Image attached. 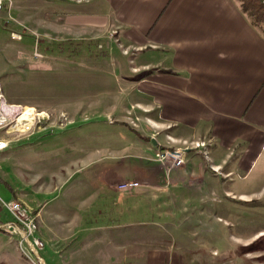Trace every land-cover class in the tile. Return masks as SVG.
I'll return each mask as SVG.
<instances>
[{
    "label": "rangeland",
    "instance_id": "1",
    "mask_svg": "<svg viewBox=\"0 0 264 264\" xmlns=\"http://www.w3.org/2000/svg\"><path fill=\"white\" fill-rule=\"evenodd\" d=\"M1 1L0 120L34 114L26 133L0 121L8 145L31 139L6 178L42 206L23 202L38 213L44 263L264 264V140L245 155L240 143L223 168L210 138L176 142L167 128L170 141L159 142L158 110L125 86L136 57L117 44H81L63 26L88 19V2ZM10 218L0 206V264H35L5 230Z\"/></svg>",
    "mask_w": 264,
    "mask_h": 264
},
{
    "label": "crops",
    "instance_id": "2",
    "mask_svg": "<svg viewBox=\"0 0 264 264\" xmlns=\"http://www.w3.org/2000/svg\"><path fill=\"white\" fill-rule=\"evenodd\" d=\"M77 2L82 4L83 0ZM85 2L90 4L92 15L63 26L72 29L73 38L78 36L75 40L81 44L84 40L117 44L136 57L137 64L130 70L134 78L129 77L125 86L135 88L143 97L140 104L144 108L158 110V119H153L158 134L169 128L178 133L170 136L176 142L210 138L211 147L216 145L213 151L220 159L219 168L238 145L244 144L241 154L245 155L253 143H262L264 34L250 23L240 0ZM100 29L110 32L103 37L104 42L98 35ZM129 54L123 52L124 56ZM163 136L159 142L166 143L169 139L166 133ZM30 140L10 139L16 142L0 153L1 191L2 181L8 183V173L21 165L19 157L29 153ZM7 159L11 165L8 170L4 167ZM23 163L29 166L28 161ZM6 195L28 204L14 188Z\"/></svg>",
    "mask_w": 264,
    "mask_h": 264
},
{
    "label": "built area",
    "instance_id": "3",
    "mask_svg": "<svg viewBox=\"0 0 264 264\" xmlns=\"http://www.w3.org/2000/svg\"><path fill=\"white\" fill-rule=\"evenodd\" d=\"M3 3L0 0V11H2ZM35 57H41L40 53L34 52ZM8 108H11L10 106ZM11 110V109H9ZM4 111V109H3ZM20 116L15 120L14 124L9 120V117L2 118L5 125H10L11 129H19V133H26L21 131V124H30L34 119V114L31 112L30 108L19 109L15 111ZM12 132V131H11ZM8 147V142L5 140H0V153L5 151ZM163 156L167 154L162 153ZM173 163L180 165L183 162V156L181 153L171 154ZM0 206L2 209L6 210L10 215V220H8L5 225V230L11 235V238L16 242L17 247L21 250L22 254L29 260H32L35 264H45L42 257L40 256V251L43 249L42 241L34 236L36 231V221L38 218V213L34 212L25 203L17 200H3L0 198Z\"/></svg>",
    "mask_w": 264,
    "mask_h": 264
},
{
    "label": "trees",
    "instance_id": "4",
    "mask_svg": "<svg viewBox=\"0 0 264 264\" xmlns=\"http://www.w3.org/2000/svg\"><path fill=\"white\" fill-rule=\"evenodd\" d=\"M241 6L250 23L259 27L264 34V0H242ZM2 184L12 192V188L7 182L2 181Z\"/></svg>",
    "mask_w": 264,
    "mask_h": 264
},
{
    "label": "bare ground",
    "instance_id": "5",
    "mask_svg": "<svg viewBox=\"0 0 264 264\" xmlns=\"http://www.w3.org/2000/svg\"><path fill=\"white\" fill-rule=\"evenodd\" d=\"M31 124H21V131L27 132L30 129ZM31 130V129H30ZM159 149V148H158ZM162 149V148H161ZM184 164V163H183ZM180 168V167H177Z\"/></svg>",
    "mask_w": 264,
    "mask_h": 264
},
{
    "label": "water",
    "instance_id": "6",
    "mask_svg": "<svg viewBox=\"0 0 264 264\" xmlns=\"http://www.w3.org/2000/svg\"><path fill=\"white\" fill-rule=\"evenodd\" d=\"M151 141H152L153 144H155L153 139H151Z\"/></svg>",
    "mask_w": 264,
    "mask_h": 264
}]
</instances>
